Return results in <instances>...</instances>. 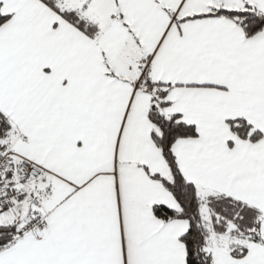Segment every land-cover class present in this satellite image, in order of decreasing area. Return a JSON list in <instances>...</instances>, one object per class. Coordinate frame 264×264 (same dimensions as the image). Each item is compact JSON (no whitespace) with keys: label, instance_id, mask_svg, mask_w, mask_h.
I'll use <instances>...</instances> for the list:
<instances>
[{"label":"snow or ice","instance_id":"obj_1","mask_svg":"<svg viewBox=\"0 0 264 264\" xmlns=\"http://www.w3.org/2000/svg\"><path fill=\"white\" fill-rule=\"evenodd\" d=\"M0 264H264V0H0Z\"/></svg>","mask_w":264,"mask_h":264}]
</instances>
